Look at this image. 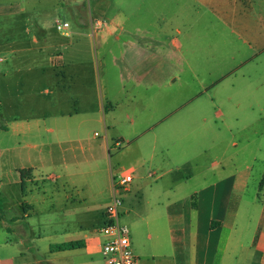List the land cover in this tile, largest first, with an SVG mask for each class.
<instances>
[{
	"label": "crops",
	"instance_id": "crops-1",
	"mask_svg": "<svg viewBox=\"0 0 264 264\" xmlns=\"http://www.w3.org/2000/svg\"><path fill=\"white\" fill-rule=\"evenodd\" d=\"M129 1L127 3L133 11L123 13L118 10L107 14L104 20L95 18L94 23H89V33L69 31L68 28L67 34L60 33L61 39L40 33V38L33 36L30 40L39 56V59L31 60L30 71L39 72L40 77L45 74L52 76L50 103L53 107L57 104L59 110L50 119L53 128L49 131L55 137L50 146L57 147L60 156H55L50 148L46 154L39 151L35 157L30 153L25 159L15 155L21 147V140L40 130V116L27 122L14 118L11 123L3 125L10 126L6 132L21 140L15 139L14 145L8 149L13 156L5 157L3 151L0 153V264H103L101 245L104 238L99 229L104 223V210L111 197L112 174L121 169L111 171L108 167L106 192L99 190L97 193L102 196L99 203L91 205L93 199L85 197L82 187L76 191V199L64 191V202L58 208L61 217L48 216L43 225L39 224L43 231L38 233L33 230L36 223L29 219L34 203L40 202L37 198L40 197L39 189L32 185L40 180L35 177L39 172L54 169V164H60L61 178L71 180L87 175L94 178V167L101 156L110 154V149L107 141L93 147L85 146L83 133L86 128L108 126L109 129V126L125 123L133 126L141 123L135 116L137 111L140 114L144 110L158 114L163 106V89L174 86L179 79L172 75L166 81L163 77L167 29L178 36L183 33L189 49L196 20L216 19L228 26L226 20L234 19L237 20V34L242 44L259 55L264 54V37L261 39L264 21L261 20V10L257 8L255 11V0H151L150 3L149 0H140L141 13L136 12L133 0ZM153 2L156 9L151 5ZM169 6L171 12L165 11ZM79 8L78 4L71 8L77 19L82 17L78 14ZM249 17L250 22L243 21ZM138 19L148 21V26L138 27ZM96 22L103 25L95 27ZM83 24L85 22L80 26ZM106 46H109L111 58L110 72L114 73L119 67V78L118 83L111 79L112 92L104 107L90 58ZM171 46L178 55L177 60L169 55L168 64L179 66L181 44L174 39ZM2 50L11 56L12 66L8 65L14 69V90L18 91L16 88L24 67L21 57L26 50L18 42L7 43ZM86 55L87 66L84 64ZM261 66L264 67V57L259 60L257 74L239 81L242 96L237 102H233L232 94L226 97L227 103L235 108H239L241 103L246 104L249 114L255 118L254 122L235 126L234 134L231 128L234 126H222L230 138L210 144L211 149L219 147L221 150L219 163L197 157L178 165L163 156L153 162L154 154L164 155L169 147L179 144V140H157L151 145L152 153L148 155L143 151L137 155L135 165L126 171L132 174V182L143 178L153 181L145 188L130 184L120 208L124 214L120 223L129 229L138 264H264V185H260L264 177V76L260 73ZM7 74L8 71L1 70L0 78L5 81ZM229 77L213 83L209 90L214 91ZM43 79L44 82L49 80L47 77ZM38 82L41 78L38 80L36 75L31 76L30 94L35 92ZM219 103L216 99L211 106L219 108ZM15 105L22 106L17 100ZM35 106L33 99L29 108ZM259 123L260 126H256ZM235 133H240V138L232 140ZM207 150L204 147L202 153ZM254 164L262 165V170L253 197H246ZM145 165L147 170L143 173L140 169ZM153 167L155 170L150 171ZM52 178V175L47 176V179ZM26 183L31 186V199L28 201L22 194ZM70 184L77 189L74 182ZM42 191L41 200L49 198L52 201L50 212L54 211L56 200L53 198L61 194L54 187H43ZM23 209L27 211L22 212ZM71 242L79 246L66 251L51 249ZM33 250L43 251L41 260L34 257L30 262L25 256L23 261L21 252Z\"/></svg>",
	"mask_w": 264,
	"mask_h": 264
},
{
	"label": "rangeland",
	"instance_id": "rangeland-1",
	"mask_svg": "<svg viewBox=\"0 0 264 264\" xmlns=\"http://www.w3.org/2000/svg\"><path fill=\"white\" fill-rule=\"evenodd\" d=\"M127 1L129 0H0V61L5 60V62H0V71H8L5 81L0 78V153L3 151L5 157L13 156L11 150L8 149L14 145L15 139L21 140L12 136L10 132H6L10 126H3L5 123H11L14 118L23 122L33 121L36 117L40 116V126H38L40 130L30 133L21 140V147L17 149L15 155H20L22 159H25L27 153L35 157L40 153L39 151L46 154L50 148L55 152V156H60V150L55 146H50L55 139L54 133H50L49 131L53 128V126H50V119L59 110L57 104H54L53 107L50 103L52 95L49 90H51L52 76L45 74L40 77L38 75L39 72L30 71L29 65L32 63L31 60L39 59L34 46L30 44L32 37L40 38V33H42L43 36L51 38H63L55 30V20L68 23L69 31L78 30L89 33V23H94L95 18L104 20L107 14L111 15L118 10L123 13L133 11L134 9L130 6L132 4L129 1V5ZM150 2L151 0H149ZM254 3L255 11L257 8L261 10V20L264 21V2L262 0H255ZM76 4L80 6L78 14L82 17L79 19L75 17L76 14L74 16V12L71 9ZM151 5L156 9L155 2ZM133 6H137V13H141L143 10L140 0H133ZM165 11L171 12V6L165 8ZM102 20L101 22L103 23ZM249 20L250 17L243 21L250 22ZM84 22V26H80V23ZM147 22L144 19H138V27L148 26ZM226 22L227 24L229 23L228 26H224L216 19H211V21L210 19L205 21L204 18H202V21L196 20L192 31V46L189 49L187 48L188 42L186 36L183 33L178 36L175 33H171L168 29L165 31V57L169 58L173 56V59L177 60L178 54L173 52L171 48V42L174 39L179 41L181 49L178 57L180 60L179 66H172L168 64L169 60L165 59L163 76L165 80L167 81L172 75L177 76L179 79L175 82L174 86H168L163 89L164 98L161 110L157 112L158 114H154L152 111L148 112L147 110H144L145 112L143 111L141 114L139 111L135 112V116L141 123L137 122L133 126H128L125 123L119 126H109V129L108 126H88L86 128L83 133L85 146L89 145L93 147L107 141L110 149V154L108 156L104 155V157L101 156L97 166L94 167V178H91L89 175L85 178H73L71 180L61 178L60 164H54V169L49 168L48 170L39 172V175L35 177L40 178V180H38L36 185L33 183L32 186L39 189L38 194L40 197L37 198L40 202L34 203L33 210L29 211V219L36 223V226L33 228L35 232L43 231V226L41 227L39 224L43 225L48 216L61 217L62 213L58 211V208L64 202L62 201L64 191L68 195H73L74 199H76V191H80L82 187L85 197L90 198V200L93 199L91 205L94 202H101L102 196L97 193L99 190L102 193L106 192L109 176L108 167H110L111 171L116 169H121L124 172L129 171V168L135 165V157L137 155L143 151L147 152L148 155L152 153L151 145L157 140L158 142L179 140V144L175 147H169L168 151L163 153L164 155L161 153L155 155L153 152V162L165 157L166 160L181 165V163L188 159L198 157L203 160L205 159L207 162L218 161L217 163H219L221 150L219 147L211 149L210 144L221 141L223 138H230L229 132L222 128V126H234L231 127L233 129L235 126H244V124L254 122L253 119L255 118V115L249 114L246 104L241 103L239 108H235L227 103L226 97L232 94L235 98L233 102L239 100V97L242 96L239 81L244 77H252L253 74H257L259 60L264 57V54L259 55L258 52L250 50L242 44L237 34V20L229 18ZM261 36V39H263V33ZM12 42H18L22 46V49L26 50L22 52L21 57L24 67L19 85L17 84L16 89L18 91L14 90V69L9 66H12L11 56L2 50L3 46ZM85 45H87L86 41ZM86 54L88 53L86 52ZM87 58L88 56L86 55L84 60L86 66L88 65ZM90 59V62L94 65V74L97 82L96 88L100 94L102 105L106 107L108 97H110V93L112 92L110 81L113 79L118 83L119 67L115 68L114 73L111 74L109 46L97 50L95 54H92ZM249 59L252 60L248 61ZM260 73L261 76H264V67L261 68ZM35 75L38 80L41 78V82H38L35 92L30 94L28 85L31 76ZM226 76L230 77L222 81L214 91L209 90V87L213 83ZM46 77L49 79L48 82H44L45 79L43 78ZM13 97L16 98L13 99ZM33 99H35L36 106L30 109L29 106L33 102ZM216 99L220 102L218 105L220 109L222 108L221 110L216 106H211V102ZM16 100L20 102L21 107H16ZM218 111H220V114H217ZM225 117L228 119L224 120L226 119ZM203 119H206V121L203 122ZM199 126L204 127L199 128ZM256 126H260V123ZM193 129L195 131L191 132ZM232 132L234 134V129ZM240 135V133H235L232 140L240 138ZM115 143L119 145L114 146ZM29 145H32V148ZM127 146H131L132 149H129ZM204 147L208 148V150L202 153ZM229 150L232 152L233 149L230 148ZM262 153L264 154V147H262ZM76 154L80 155L79 152H76ZM216 169L214 168V170ZM260 169L262 170V165L254 164V171L246 197H253ZM84 170L86 171L87 168ZM146 170V165L143 169H140L143 173ZM153 170H155L154 167L150 171ZM48 175H52L53 178L51 180L47 179ZM136 175L134 174V176ZM70 182H74L77 185V189H73ZM152 182L151 178H143L142 180H134L131 185L137 184V186L145 188ZM43 187L46 189L54 187L61 194L59 197L54 196L53 201L56 200V202L54 203V211L52 212H50L52 201L49 198L41 200ZM22 188V194L26 196L25 200L28 201L31 199L29 197L31 186L26 183ZM124 198L125 194L122 195V202ZM24 209L22 212L27 211ZM123 220L124 214L120 210V221L122 222ZM38 251H22L23 261L25 256L29 257L30 262L34 260V257L41 260L43 251Z\"/></svg>",
	"mask_w": 264,
	"mask_h": 264
},
{
	"label": "built area",
	"instance_id": "built-area-1",
	"mask_svg": "<svg viewBox=\"0 0 264 264\" xmlns=\"http://www.w3.org/2000/svg\"><path fill=\"white\" fill-rule=\"evenodd\" d=\"M54 25L57 32L67 34L68 23L56 20ZM102 25L96 22L95 27ZM131 182L132 174L129 172L121 170L112 174L111 197L104 210V223L99 229V234L104 238L101 245L103 264H138V258L132 250L129 229L120 223L122 195Z\"/></svg>",
	"mask_w": 264,
	"mask_h": 264
},
{
	"label": "trees",
	"instance_id": "trees-1",
	"mask_svg": "<svg viewBox=\"0 0 264 264\" xmlns=\"http://www.w3.org/2000/svg\"><path fill=\"white\" fill-rule=\"evenodd\" d=\"M260 185H264V177L262 178ZM78 246H79L78 243L71 242V243H65V244L54 246L51 249L53 251H66V250L76 249Z\"/></svg>",
	"mask_w": 264,
	"mask_h": 264
}]
</instances>
